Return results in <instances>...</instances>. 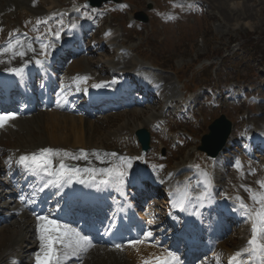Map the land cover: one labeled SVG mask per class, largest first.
Instances as JSON below:
<instances>
[{"label":"rangeland","instance_id":"1","mask_svg":"<svg viewBox=\"0 0 264 264\" xmlns=\"http://www.w3.org/2000/svg\"><path fill=\"white\" fill-rule=\"evenodd\" d=\"M84 1L33 0L32 8L21 5L12 11L13 15H9L11 13L9 11L5 12L4 20L0 21L6 22V26H11L13 21L17 27L21 23L22 26L27 23L25 25L30 27L29 30H32L38 28L36 21L42 19L45 21L46 29H50L48 26L51 23L52 29L59 32L58 38H60L65 32L63 31L64 18L60 17V11L66 9L74 12L78 21L80 16H83V11L90 12L93 17L100 14L99 19L88 21L94 26H81L82 42L87 48L96 45V51L92 47L93 49L90 48L88 52L80 54L77 59L75 58L68 65L70 73L77 75L78 72H84L90 67L89 63L94 62L92 69L102 64L103 67L100 71L105 75H101V77H107V67L124 57L127 60L125 65L127 70L131 69L129 66L142 63L144 67L141 71H145L144 73L150 76L155 83L158 77L164 76L166 88L163 89V93L167 95L168 99L174 100L182 97L184 87H190L194 93L204 95L206 99L202 103L203 107H199L201 113L196 122H177L176 124L171 122L172 118L170 120L172 125L170 126L175 127L177 134H181L182 131H185L184 129L189 133H195L197 138L190 137L192 144H186L188 137L185 133L183 134L185 138L182 137L185 146L175 145L174 136L170 137L168 144V142L161 141L160 137L156 136L159 134L154 130L156 155L166 158V161L153 160L150 157L147 159L151 161L150 165L153 169L156 171L161 169L166 172L171 165L176 169L185 166L184 164H190L191 160L197 158L200 160L201 170L207 169L221 180L220 185L223 190L215 191L216 197H220L219 194L225 195L229 200L238 202V204H240V200L237 197H240L250 207H258L250 199V192L246 189L257 193L262 191L255 189L253 183H257L255 171L258 168L263 169L264 156L250 157L245 161L238 160L244 156V152L241 150L242 139H240L235 146L239 155L235 154V158L237 157V163L242 164L241 171L233 170L234 160L230 165L223 166V170L220 166L221 171H218L213 169L215 161L198 152L197 146L201 135L208 131V124L220 113H225L234 122L236 131L243 130V133L248 132L249 134L264 131V126H259L262 123L264 125L262 119L264 113L260 115L261 112H264V104H262L264 103V81H262L264 80V62L262 60L264 59V44L260 42V45L255 49L256 52L252 55L248 50H241L244 45H252L253 38L256 39L254 41L264 38V0H123L120 4L108 2L95 9L84 7ZM237 1L243 5L236 6L237 8L231 7V3ZM148 6H152L151 9ZM138 10L147 12L148 22L145 23L134 18L133 14ZM40 33L34 34L38 40L41 37ZM78 39L80 40L79 37ZM241 44L243 45L241 46ZM210 63L213 64L211 68L208 66ZM212 67H215V76ZM62 74L64 73L62 72ZM128 78L130 77L128 76ZM178 78L182 81L190 78L192 83L184 84ZM234 86L237 95L235 99L239 100L238 103L233 98L224 95L225 90L229 91L230 87ZM208 87L213 91L208 92ZM139 108L135 109L138 111L148 110L143 107ZM152 110L154 116L157 117L153 106ZM121 114L131 115V113L122 111L110 114L113 123L102 122V120L92 121L93 123L97 122L103 128L101 129L99 126L97 128L99 130L98 137H100L96 144H100L99 142L103 139V141L106 138L109 139L107 133L110 135L111 131L121 124L120 121L128 122L126 119L118 120ZM149 114L147 113V115ZM85 122L86 124L90 123L88 120ZM160 131L164 132L163 127ZM163 151L164 155L161 154ZM138 153H140L139 150ZM190 154L193 155L189 158ZM142 158L145 157L142 156ZM161 165L163 167H160ZM183 172L182 170L180 173ZM168 173L167 171V175ZM261 176L264 180V171ZM214 185H216L215 182ZM244 190L248 192L247 195ZM244 227L247 229L248 225H244ZM240 229H235L230 234L232 237L228 236L224 240L223 244L227 248H232L233 244L242 240L239 238L244 233ZM6 233L5 229L0 231V240ZM220 247L222 251L225 249L222 245ZM137 254L139 253H135V258L138 257Z\"/></svg>","mask_w":264,"mask_h":264},{"label":"bare ground","instance_id":"2","mask_svg":"<svg viewBox=\"0 0 264 264\" xmlns=\"http://www.w3.org/2000/svg\"><path fill=\"white\" fill-rule=\"evenodd\" d=\"M32 1L33 0H0V20H4L3 14L5 12L9 11L11 12L10 14H12V11L21 5L32 8L33 7V5H31ZM240 5H243V3L241 4L238 1L231 3V7L234 6L235 8H237L236 6L239 7ZM72 20H74V17L72 18ZM67 37L68 36H66V38ZM72 37L73 36H71L70 38ZM15 39H19L22 42V44L25 45L24 51L26 52V55L23 57H20V56H13L11 52L3 53L2 50L3 48L7 47V44L1 45L0 46V71L5 70L7 67L9 68L15 65H20L21 63H24V61L26 60L29 63L36 62V60H39L42 56L41 54L38 56V54L41 53L42 51L40 48L41 43L31 42L30 40L25 39L21 36H14L13 40ZM29 43L32 45V48L34 45H36L35 48H33L35 49V51L28 50L27 45ZM44 43L46 44V41ZM52 45L54 46L48 49L49 53L52 50H55V51H62V50L65 51L66 50L65 39L61 44L53 43ZM17 50L19 51L21 50V48H18ZM47 56L51 57V54H48ZM126 63H127V60L126 58L123 57L122 59H119L118 62L113 63V65H111L110 67H107L108 70L106 74H110V76L113 77L112 79H109L105 77L100 78L101 75H105L104 72L100 71L102 70V67H103L102 64H100V66H97L94 69L95 71H92V68L94 67V62H90L89 63L91 64L90 67H88L83 74L78 75V76H72L66 73L63 76L62 82L59 84L60 88H62V91L60 93L68 95V96H70L71 93H77V94L85 93V94H90L93 96L95 95L104 96L110 92L112 87H115L114 84H116L117 81L119 80L118 76H115L116 74L112 72L117 69L125 68ZM64 65L65 64L62 65L63 68H64ZM129 67H131L132 71L134 72V71L140 70L142 67H144V65L142 63H136L133 66H129ZM84 76L88 77V80L86 82H81L79 83V85H77V83L75 82L76 78L84 77ZM100 83H104L106 86L100 87V88L93 87L94 84H100ZM158 83H159L158 88L152 87L149 89L152 93H155L156 90L162 89V87L166 84V78L164 76L158 77ZM78 87H79V90H78ZM145 104H147V107H143V108H147L148 110L142 109L138 111L137 109L131 108L129 110H126V112L131 113V115L121 114L118 117V120L126 119L128 120V122L121 123L113 132H111L110 135H108L107 133V136L109 139H106L105 141H103L104 140L103 139L101 142H99L101 144V145L99 144L100 146L96 145L97 139L100 137V136L98 137L99 130L97 128L98 126L101 129L103 128L97 122L98 120L100 121L102 120V122L107 121L108 123H113L114 121L110 119V115H107V116L105 115L106 117L104 116L98 117L97 115L95 116L97 117L95 118L97 122L93 123L92 121H90V123L86 124L85 120H88V118L86 117L83 118L80 115L79 118H76L74 115L62 114V113H59V111L57 110H52V112H45V113L39 114V116H37L36 118L32 120L31 119L27 120L25 122L24 120H15L14 122L17 123L16 129H14L13 127L12 129H10L11 124H9L8 130H4L0 134V140L1 139L7 140L13 136H18L17 138H14V143L8 147L11 153H8L4 157L2 163L0 162V167L1 168L6 167L7 163L11 161L12 164L10 167H8V170H7L8 175L10 177V175L12 176V173H14L12 171H13L14 165L16 164V161L19 160V157L21 155L38 152L39 149L49 148V146L52 149L67 151L69 153H72L73 155H79L80 150L83 149L85 152L88 153L87 160H83V159L73 160L70 157H63L65 163L68 164L69 166H78L80 168H86V167H92V168H97V169L106 168V166L103 167L102 164H105V165L108 164L109 162H105L107 159H111L113 157V158H119L120 160V157H127L126 156L127 154L135 158L137 157V154H134L135 149H137V146L132 141L122 143L123 142L122 139L125 138L127 135H129L131 132L133 133L135 130H137L140 127H147L151 129V124L153 123L156 124L155 119L157 117L156 115L154 116V112L152 113L153 111L152 106L149 107L147 102H143L139 104V106L142 108L141 105H145ZM147 113H150V114L147 115ZM263 113L264 112H261L260 115H262ZM139 119L140 121H137ZM262 119L264 120V116ZM259 126L261 127L264 125L262 123ZM14 133H16V135ZM29 133L31 135H28ZM19 134H22V135H19ZM235 143H237L236 138H233V139L230 138L229 142L227 143L226 149H225L228 155H225L224 154L225 152H224L217 159V164L218 163L221 164L222 168L223 166L230 165L233 162L232 161L234 160L233 156L234 154H236V152L234 151V147H233ZM152 148H153V143H152ZM259 149H262V147H260ZM94 153H98L100 156V159H97ZM106 153L109 155H105ZM111 153H116V156L110 155ZM59 159H61V157H54V161L56 162H58ZM135 161L139 163V168H141L143 165V162L140 159L135 160ZM133 163H134V160H133ZM193 163H194V166H196V162H193ZM189 169L191 170V168L189 167H183L181 169H177L176 171H172L168 178L161 179L156 184L167 187V188L173 187L174 185L177 186L178 184H182L181 185L182 190H180L179 187L177 188L179 194H181L182 192V194L184 195L185 192L187 191L188 196H191V197L198 196V194L204 190L203 184L200 183L205 179L204 174L206 173L207 177L210 178V180H211V177L214 178V176L213 175L211 176V174L207 171L205 172L195 171V172H189L185 176L184 180H181V181L175 180L174 178L175 174L183 175V173L190 171ZM130 170H132V166H130ZM182 170L184 172L180 173ZM217 170L220 171V167L219 169L217 167ZM233 170H235V168H233ZM83 175L87 177L86 174H83ZM153 175H157V173L154 172L152 176ZM142 176L145 177L146 174L145 176L144 175ZM257 179L259 178H256V180ZM87 183H84V184H87ZM84 184H81L78 182L75 185L79 186V185H84ZM257 188L262 190L260 186H257ZM165 193L168 194L169 191L166 190ZM0 198H4V195L0 196ZM16 204L18 206L17 208L13 210L14 215L10 219L11 220V222H9L10 225L8 226L6 224L8 227H4V226L3 228L0 227V231L2 229L7 230L6 235L2 238V240H0V264H10V262H8L10 255L14 254L15 256L21 257L22 255L20 254L19 249L20 248L23 249L22 247L24 243H28L32 240L37 241L35 247L31 249L33 250L31 254H33L34 257H35V253L37 252V251H34V249H37L39 251V248H40V241L38 239V233H37V223L38 222L36 221V219L32 220L30 211H24V207L22 204H20L19 202H17ZM19 212H22L24 214L19 217L18 216ZM5 221L6 219L3 222ZM244 232L248 234L246 230ZM248 238L249 236L238 241V243L234 245V247L237 246L235 251H230L231 249L228 248L227 251L230 252L228 256L231 257L237 250L244 248L245 244L243 242H246ZM142 249L149 250L151 249V247L149 245H140V250ZM104 250L105 249L101 250L98 247L93 248L92 255L88 256L86 264H134L137 262V259H138V258H135L136 250L135 249L133 250L131 247H125L124 249L125 253L107 252ZM68 253L70 257L71 256L70 249L68 250ZM106 253H109V257H110L108 259L109 262L106 260L107 259ZM101 256L105 258L100 259ZM140 257L141 256H139V258ZM204 264H208V263L205 262Z\"/></svg>","mask_w":264,"mask_h":264},{"label":"snow or ice","instance_id":"3","mask_svg":"<svg viewBox=\"0 0 264 264\" xmlns=\"http://www.w3.org/2000/svg\"><path fill=\"white\" fill-rule=\"evenodd\" d=\"M38 23H44L45 21H37ZM75 27V25H73ZM13 34L10 33L11 37ZM55 35L59 37V32ZM24 45L19 39H10L7 47L3 48V53L11 52L13 56L23 57L26 55L25 51L17 50L23 48ZM51 45L41 43V55L47 56L50 54L48 49ZM28 50L35 51L32 45H27ZM36 63H42L41 60H36ZM8 71L14 72L17 75H21L23 68H9ZM88 77H77L75 82L77 85L81 82H86ZM106 86L104 83L94 84L93 87L100 88ZM79 90V87H78ZM16 118L15 113H0V128L5 127L9 121ZM97 159H100L98 153H94ZM109 155V154H105ZM110 155L116 156V153ZM54 157H61L58 162L54 161ZM63 157H70L73 160H87L88 153L83 149L80 150L79 155H73L67 151H62L52 148H41L38 152L30 154H24L19 157L18 163L25 169L30 170L34 174L43 173L44 176L49 177L43 184V187L38 191H43L49 186L62 187L66 184H71L75 179L77 182L84 184L86 181L81 178L82 174H86L88 177V186L90 187H116L120 190L124 183L125 171L121 168L123 165L131 166L130 159L127 157H120V166H110L106 168H80L78 166H69L65 163ZM239 167V164L237 165ZM160 167H163L161 165ZM198 167V166H197ZM205 179L200 182L204 186V190L201 191L196 199L203 201L210 197L211 180L205 173ZM100 178L97 183V178ZM262 191L253 192L251 189H246L250 192V199L256 208L249 207L245 204L242 198L237 197L240 200L239 208L243 209L242 214L252 221L251 224V237L247 241L246 247L237 250L231 257H229L228 264H253V262L259 259L264 264V180L257 181ZM35 191L33 192V196ZM21 201L26 198L20 197ZM188 199L187 191L178 203V207L184 208V201ZM28 203H34V200H28ZM37 233L40 241L39 251L35 253V264H62V261L69 259L68 250H71L72 256H77L80 252H87L93 245L91 240L87 236H82L75 228L70 227L67 224H62L57 220L50 219L47 215L37 216ZM151 223V221L149 222ZM153 233L151 231H145L143 236L136 240H129L126 244H114V248L119 251H123L125 247H131L136 251H139L137 245L147 242ZM219 264V257H217ZM141 264H181L180 258L172 252H168L166 256H152L142 260Z\"/></svg>","mask_w":264,"mask_h":264},{"label":"water","instance_id":"4","mask_svg":"<svg viewBox=\"0 0 264 264\" xmlns=\"http://www.w3.org/2000/svg\"><path fill=\"white\" fill-rule=\"evenodd\" d=\"M103 1L106 0H89L87 4L100 5ZM210 129L211 132L203 138L201 149L207 151L210 155H216L225 144V140L230 132V123L226 120L225 116H221L210 125ZM137 134L142 142L143 149L147 150L149 148L148 132L142 129L138 130Z\"/></svg>","mask_w":264,"mask_h":264}]
</instances>
